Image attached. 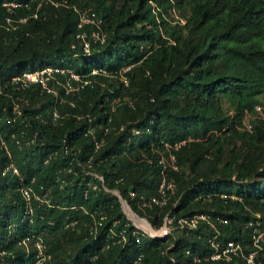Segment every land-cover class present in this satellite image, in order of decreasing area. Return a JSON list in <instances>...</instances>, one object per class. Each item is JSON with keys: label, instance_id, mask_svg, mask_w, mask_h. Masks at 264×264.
<instances>
[{"label": "trees", "instance_id": "16d2710c", "mask_svg": "<svg viewBox=\"0 0 264 264\" xmlns=\"http://www.w3.org/2000/svg\"><path fill=\"white\" fill-rule=\"evenodd\" d=\"M88 8L106 41L87 53L76 35ZM59 64L91 83L55 95L14 81ZM260 104L264 0H0V264H228L208 259L205 224L151 238L115 192L154 229L204 214L221 243H248L257 215L264 227ZM182 141L176 194L143 208L165 144Z\"/></svg>", "mask_w": 264, "mask_h": 264}, {"label": "built area", "instance_id": "2783aa9c", "mask_svg": "<svg viewBox=\"0 0 264 264\" xmlns=\"http://www.w3.org/2000/svg\"><path fill=\"white\" fill-rule=\"evenodd\" d=\"M8 7H17L16 3L11 2L6 4ZM78 33L76 35L77 39L80 41V45L83 46L85 52H90L91 41L104 43L106 41V35L103 32L99 18L93 10L88 9H78ZM35 17L38 16L36 13ZM26 19H22L21 22H25ZM7 22L11 23L8 19ZM182 23H184L182 21ZM131 67H125L121 72V79L125 86L129 85V79L126 72L130 70ZM106 74L103 69H94L91 73L92 76ZM59 76H64L65 80L61 81ZM14 81L21 83L25 87L30 85H40L43 89L50 93L56 95V87H63L66 93H76L85 84H90L91 82L85 80L82 76L74 72L73 69H68L62 65H50L36 71H27L22 75H18L14 78ZM118 101V100H117ZM117 103V102H116ZM131 104L130 101H128ZM255 112L258 114L264 113V104L257 105ZM264 116V115H263ZM61 117L60 113L55 110L53 114V119L57 120ZM246 129L251 132L252 124L246 123ZM92 133V130H90ZM185 144V141L177 143L175 145L166 143V154L160 158L161 165V182L158 187V196L150 197L142 202L143 208H163L168 204L169 199L174 196L177 192V181L171 176V173H179L181 171V166L178 163L176 152ZM14 172L18 173L14 168ZM103 180V178H99ZM26 199L30 200V193L28 190H23ZM258 220L251 221L248 227L251 229L250 237L248 243H244L238 240H229L225 243H221V231L216 224V222L209 216L204 214L195 215L188 218H175L168 214L164 219V224L160 229H154L156 231L160 230L163 235L152 234L140 226L135 225L138 229L143 231L151 238H165L170 235H174L176 229H199L201 224H205L206 228L213 231L214 235L208 240L211 248V253L208 257L209 260L213 262H225L228 264L243 262L245 264H260L258 261L259 256L264 252V227L261 221V216L257 215ZM146 220V219H145ZM147 221V220H146ZM223 224H228L227 219H219ZM151 228V227H150ZM151 228V229H152ZM153 231V230H152ZM171 231V232H170ZM38 247V246H37ZM187 254H191L187 251ZM45 259V258H43ZM140 259L135 264H138ZM195 261H200L199 257H195Z\"/></svg>", "mask_w": 264, "mask_h": 264}, {"label": "rangeland", "instance_id": "374dc122", "mask_svg": "<svg viewBox=\"0 0 264 264\" xmlns=\"http://www.w3.org/2000/svg\"><path fill=\"white\" fill-rule=\"evenodd\" d=\"M179 16V15H178ZM184 22V21H183ZM249 121H248V119H246V123H248ZM11 168H13V165H11ZM115 194L117 195V194H119L118 192H115ZM120 195V194H119ZM118 196V195H117ZM120 199V198H119ZM121 201V200H120ZM130 207V206H129ZM129 207H127L128 208V210L132 213V211L129 209ZM123 210H124V207H123ZM124 212H125V210H124ZM126 213V212H125ZM133 214V213H132ZM127 215V214H126ZM128 216V215H127ZM129 217V216H128ZM130 218V220L134 223V221L132 220V218L131 217H129ZM139 216H136V219H137V221H136V223L137 224H135V225H138V226H140L142 229H145L146 231H149V232H151L152 234H157L158 236L159 235H163V233H161L160 232V230H158V231H156V230H154L153 228H152V226L149 224V222L148 221H146L145 219H143V218H140ZM152 229H151V228ZM150 228V230H148ZM153 230V231H152ZM208 230V229H207ZM171 232V231H170ZM173 233H175V232H173ZM175 235V234H174ZM36 246H38V249H39V256L40 257H42V258H45V255H46V253H45V246H44V244L42 243V241L40 240V241H38L37 242V244H36ZM44 260V259H43ZM46 260V259H45ZM40 262L42 263V260H40Z\"/></svg>", "mask_w": 264, "mask_h": 264}, {"label": "water", "instance_id": "95a60500", "mask_svg": "<svg viewBox=\"0 0 264 264\" xmlns=\"http://www.w3.org/2000/svg\"><path fill=\"white\" fill-rule=\"evenodd\" d=\"M118 195V197L120 198V200H121V203H122V205H123V207H124V210H125V212H126V214L129 216V217H131L132 218V220L134 221V223L135 224H137L136 223V221H135V219H134V215L135 216H137L133 211H132V209L129 207V205H128V203L121 197V195H119V194H117ZM127 207H129V209L132 211V213L134 214V215H132L129 211H128V208Z\"/></svg>", "mask_w": 264, "mask_h": 264}, {"label": "bare ground", "instance_id": "6f19581e", "mask_svg": "<svg viewBox=\"0 0 264 264\" xmlns=\"http://www.w3.org/2000/svg\"><path fill=\"white\" fill-rule=\"evenodd\" d=\"M134 215V214H133ZM136 217V216H135ZM140 219V218H139ZM148 230H150V228L148 229Z\"/></svg>", "mask_w": 264, "mask_h": 264}]
</instances>
